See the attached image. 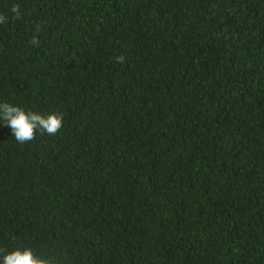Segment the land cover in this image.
Masks as SVG:
<instances>
[{"label": "trees", "instance_id": "16d2710c", "mask_svg": "<svg viewBox=\"0 0 264 264\" xmlns=\"http://www.w3.org/2000/svg\"><path fill=\"white\" fill-rule=\"evenodd\" d=\"M0 14V102L64 117L23 145L0 125V249L264 264V0H0Z\"/></svg>", "mask_w": 264, "mask_h": 264}, {"label": "clouds", "instance_id": "9594fccd", "mask_svg": "<svg viewBox=\"0 0 264 264\" xmlns=\"http://www.w3.org/2000/svg\"><path fill=\"white\" fill-rule=\"evenodd\" d=\"M13 18H20V9L13 5L11 8ZM8 16L0 14V24L8 22ZM31 43L38 44V40L33 38ZM123 60V57H119ZM63 114L55 111L43 113L40 111L27 109L19 105L0 102V125L10 129L12 137L20 143L25 144L35 139L38 132H46L55 135L63 125ZM0 264H52V261L44 256L38 257L34 250L23 247L6 252L0 249Z\"/></svg>", "mask_w": 264, "mask_h": 264}]
</instances>
